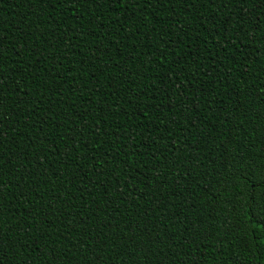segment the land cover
Here are the masks:
<instances>
[{
    "label": "trees",
    "instance_id": "obj_1",
    "mask_svg": "<svg viewBox=\"0 0 264 264\" xmlns=\"http://www.w3.org/2000/svg\"><path fill=\"white\" fill-rule=\"evenodd\" d=\"M264 0H0V264H264Z\"/></svg>",
    "mask_w": 264,
    "mask_h": 264
},
{
    "label": "snow or ice",
    "instance_id": "obj_2",
    "mask_svg": "<svg viewBox=\"0 0 264 264\" xmlns=\"http://www.w3.org/2000/svg\"><path fill=\"white\" fill-rule=\"evenodd\" d=\"M60 2H63V0H60ZM67 2H69V3H75V0H67ZM261 198L264 199V195H262Z\"/></svg>",
    "mask_w": 264,
    "mask_h": 264
}]
</instances>
